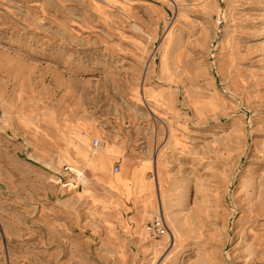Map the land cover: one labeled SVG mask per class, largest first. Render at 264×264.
I'll return each mask as SVG.
<instances>
[{
  "label": "rangeland",
  "instance_id": "374dc122",
  "mask_svg": "<svg viewBox=\"0 0 264 264\" xmlns=\"http://www.w3.org/2000/svg\"><path fill=\"white\" fill-rule=\"evenodd\" d=\"M0 264H264V0H0Z\"/></svg>",
  "mask_w": 264,
  "mask_h": 264
},
{
  "label": "crops",
  "instance_id": "0c3cea01",
  "mask_svg": "<svg viewBox=\"0 0 264 264\" xmlns=\"http://www.w3.org/2000/svg\"><path fill=\"white\" fill-rule=\"evenodd\" d=\"M66 155V154H65ZM67 158H68V155H67ZM69 159V158H68ZM118 165V164H117ZM131 167L132 168H134V167H136L135 165H131ZM157 171V170H156ZM130 174H131V176H132V178H133V181H136V179L137 178H143V177H141L139 174H138V172L137 171H135V170H133V171H131L130 172ZM158 177V176H157ZM145 180H147L146 178H144ZM147 181H151V180H147ZM155 190H156V187H155ZM154 190V192H156ZM123 191H124V193L126 194V196L128 197V198H130L133 194H135L136 193V195L138 196V197H142V196H144V194L143 193H141V194H139L138 192H136V190H132V194H130V195H128L127 194V192H126V190L125 189H123ZM149 194L151 193V192H148ZM160 194V191L158 190V192H157V195H159ZM158 197V196H157ZM156 198V194L154 195V193H153V199H155ZM142 203V205H141V211L142 212H144V210H143V206H144V203L143 202H141ZM147 207H150L148 204H147ZM146 213H144V215H145Z\"/></svg>",
  "mask_w": 264,
  "mask_h": 264
},
{
  "label": "built area",
  "instance_id": "2783aa9c",
  "mask_svg": "<svg viewBox=\"0 0 264 264\" xmlns=\"http://www.w3.org/2000/svg\"><path fill=\"white\" fill-rule=\"evenodd\" d=\"M99 140L98 139H95L94 140V146L95 147H98V145H99ZM119 171V165H116L115 166V172H118ZM152 226L155 228L156 227V229H157V231H158V233L159 234H161V233H163L164 231H165V224H164V221H163V218H162V216L158 213L157 215H156V221H154L153 223H152Z\"/></svg>",
  "mask_w": 264,
  "mask_h": 264
},
{
  "label": "bare ground",
  "instance_id": "6f19581e",
  "mask_svg": "<svg viewBox=\"0 0 264 264\" xmlns=\"http://www.w3.org/2000/svg\"><path fill=\"white\" fill-rule=\"evenodd\" d=\"M244 108V107H243ZM245 109V108H244ZM246 110V109H245ZM247 112V111H246ZM102 149H105V147L104 146H102ZM95 153V152H94ZM93 154V153H92ZM89 158H93L92 156L91 157H89ZM155 163H156V159H155ZM157 168V167H156ZM155 168V169H156ZM72 170H74V169H72ZM74 174H76V177H79L80 179H81V181H83L82 180V175H81V172L80 171H75L74 170ZM87 177V176H86ZM230 191H231V189H230ZM160 197V196H159ZM160 207H161V204H160V201H159V199H158V207H157V209H156V215L158 214V212H160L161 214H163V211H162V209H160ZM112 214V213H111Z\"/></svg>",
  "mask_w": 264,
  "mask_h": 264
}]
</instances>
